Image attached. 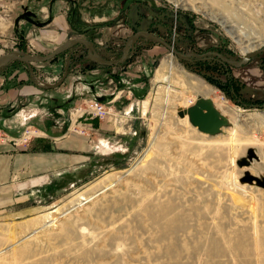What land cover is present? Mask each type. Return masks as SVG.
<instances>
[{"label":"rangeland","instance_id":"1","mask_svg":"<svg viewBox=\"0 0 264 264\" xmlns=\"http://www.w3.org/2000/svg\"><path fill=\"white\" fill-rule=\"evenodd\" d=\"M59 13L65 31L54 40L43 37L38 31L49 29ZM137 31L189 56L173 55L188 77L171 89L166 105L154 77L170 53L143 37L130 50L127 42ZM74 38L89 42L104 60L127 53V62L108 73L76 44L53 61L0 65V75L28 78L29 72L50 85L37 88L55 90L52 98L62 109L48 108L40 121L48 124L26 123L10 137L27 131L29 142L51 127L62 132L71 110L94 99L109 111L107 118L85 116L76 129L104 138L106 146L84 180L52 194L30 215L0 214V264H264V188L254 181L264 185V105L242 108L218 89L230 83L236 90L233 74H243L249 63L264 69V53L238 72L208 54L236 62L252 51V40L263 48L264 0H0V60L8 53L46 55ZM203 54L209 55L203 61L192 56ZM199 97L228 120L216 135L177 115ZM5 116L13 118V109ZM79 195L94 197L76 205ZM54 208V217L63 213L55 224L33 233Z\"/></svg>","mask_w":264,"mask_h":264},{"label":"crops","instance_id":"2","mask_svg":"<svg viewBox=\"0 0 264 264\" xmlns=\"http://www.w3.org/2000/svg\"><path fill=\"white\" fill-rule=\"evenodd\" d=\"M65 26L64 16L59 13L51 18L49 29L38 32L54 40L63 34ZM116 67H106V72L112 73ZM260 68L249 63L243 74H233L234 79L231 80L239 84L235 90L237 96L253 106L264 101V69ZM27 80L24 74L0 75V130L7 139H15L10 135L15 136L18 126L26 123L43 127V124H48L46 121L40 124L44 119L42 113L48 108L62 112L56 105V99L52 98L55 90L34 87ZM128 108L132 111V104ZM12 109L15 116L7 118L5 114ZM67 120L65 124L68 126L64 131H55L61 127H51L53 131L50 130L49 134L46 130L38 131L41 136L31 139L26 145L14 147L9 142L0 143V214H8L12 218L30 215L39 207L37 205L51 199L52 194L72 186L75 180L82 181L88 173L95 158L105 148V139L93 140L89 134L74 133L69 118ZM15 121L17 125L13 124Z\"/></svg>","mask_w":264,"mask_h":264},{"label":"water","instance_id":"3","mask_svg":"<svg viewBox=\"0 0 264 264\" xmlns=\"http://www.w3.org/2000/svg\"><path fill=\"white\" fill-rule=\"evenodd\" d=\"M140 37L146 38L147 40L162 46L164 49H166L169 53L173 54L178 59L187 60L189 58L188 55L179 54L176 50L173 49L172 45L166 43L161 38L154 36L146 31H137L131 35V37L127 42L128 48H130V50L132 49L133 44ZM76 44H80L85 48L86 56L88 60L93 61L94 63H97L105 67L117 66L122 62H124V60L127 58V53H123V55H121V57L115 61L100 59L97 56L93 57L90 43L81 38L67 39L66 41L61 43L54 50H52L50 53L46 55L37 54L35 56L23 57L13 53H8L3 57L9 59L8 62L18 61L23 64L43 63L46 61H50L52 58L66 51L70 46ZM129 53H132V51H129ZM261 53H264V47L260 49H256L254 51H250L249 53L242 56V58L236 62L226 60L220 54H216V53H208V54H213L212 56H215L222 63L236 68L238 66L246 64L249 61V59ZM208 54L192 55V56H194L197 59H201V58H206V56H209ZM177 115L179 118H183L184 116H186L189 124L192 127L196 128L197 131H199L200 133L211 136L218 134L221 128H224L229 124L228 120L224 116L219 114V112L214 108L212 101L208 98H202V97L197 98L191 106L187 107L186 109L178 111ZM248 157L254 158L255 155L252 151H248ZM245 161L246 160H242V163H245ZM254 181L256 186L264 188V185L261 184L259 180L254 179ZM248 183H250V178Z\"/></svg>","mask_w":264,"mask_h":264},{"label":"bare ground","instance_id":"4","mask_svg":"<svg viewBox=\"0 0 264 264\" xmlns=\"http://www.w3.org/2000/svg\"><path fill=\"white\" fill-rule=\"evenodd\" d=\"M219 22L222 25V27L227 30V32L229 34H231L232 36L234 34L236 35V33H234L235 30L232 31L235 27L234 26H233L234 28L231 27V25H229V23L225 19H223L222 17H220L219 18ZM257 41H258L257 39L251 41V44H254V45L249 50L254 51L256 48H258L260 46V44L257 43ZM13 54L19 55L17 53H13ZM25 57H26V55H25ZM8 61H9V59H7V58L4 57V58H2V60H0V65H5V64H7ZM174 73H175V75L172 78V75ZM187 77H188V75L184 71L181 70L180 66L177 65L176 60L173 57V54L170 53V55L168 57L164 58V60L161 62L160 67L158 68V70H157V72L155 74V77H154L155 78L154 79L155 89H158L159 92H161L160 90H162L161 93L163 94V99H162L163 100V104L166 105L169 102L170 95L173 92V91L171 92V89H180V87L182 86V83L185 81V79ZM179 83H181V84H179ZM158 85H161L162 87L161 86H158ZM158 90H157V93H158ZM169 93H170V95H169ZM153 95H156V92L155 93L153 92ZM147 103L148 102H146L145 104H147ZM145 107H146V105H145ZM78 197H79L78 200H77L78 203L76 205H80L81 204L80 202H85L86 203L89 200H91L94 196H91V198H89V197H84L82 195H79ZM54 210H55V208H54ZM57 212H58V210H55V211L52 210V211H50L47 214V218H45L44 223L42 225L38 226L34 230L33 233L37 232L40 229L43 230L44 227H47V226H50L51 227V226H53L55 224V222L63 214V213H61L57 217H54L53 215L56 214ZM28 237H29V235L26 236L24 239H26ZM15 244H17V242ZM1 254H3L2 251L0 252V255Z\"/></svg>","mask_w":264,"mask_h":264},{"label":"built area","instance_id":"5","mask_svg":"<svg viewBox=\"0 0 264 264\" xmlns=\"http://www.w3.org/2000/svg\"><path fill=\"white\" fill-rule=\"evenodd\" d=\"M92 56L93 57L96 56L93 53V50H92ZM225 59L227 60V57ZM28 78L30 79V81L32 82V84H33L34 87L41 86L42 88H50V85L46 84L44 81H41L38 77L33 76L29 72H28ZM222 93H223L222 95H225L224 92H222ZM221 98H222V96H221ZM187 104L191 106L193 104V101H189ZM84 105L86 107L79 106L77 108H73L71 110L72 113L70 112V117H69L70 125L73 126L72 131L74 133H77V134L82 135V136L88 135V131H87L88 129H83V128L76 129L77 126L75 125V123L78 120L82 119L85 116H90L91 118H97L99 120H103V119H106L107 116H108V114H109V111L102 104H100L99 102H97L94 99L88 100ZM26 134H28L27 131L25 133H23L19 139H7L2 134V132L0 130V143L9 142L14 147H18L20 145H26L27 142H28V140L26 139V136H25Z\"/></svg>","mask_w":264,"mask_h":264},{"label":"trees","instance_id":"6","mask_svg":"<svg viewBox=\"0 0 264 264\" xmlns=\"http://www.w3.org/2000/svg\"><path fill=\"white\" fill-rule=\"evenodd\" d=\"M20 50L21 51H23L24 50V48H23V46L21 45V48H20ZM58 56V55H57ZM56 56V57H57ZM56 57H54V58H52L50 61H53ZM196 61H203V60H206L207 58H201V59H197V58H194ZM215 60L221 65V66H223V68H228V67H232V66H230V65H227V64H224V63H222L219 59H217L216 57H215ZM13 62H17V63H20V62H18V61H13ZM12 62V63H13ZM120 65V64H119ZM118 66V65H117ZM232 68H234V67H232ZM226 71V70H225ZM226 79H228V74H227V76H226ZM232 88V87H231ZM231 88H229V86H220L218 89H220L222 92H224V94L228 97V98H230L231 100H233L232 98H235L236 99V101H235V103L236 104H238L240 107H242V108H249V107H253V105H250L249 103H247V102H245V101H243L242 99H240L238 96H237V94H236V91L234 90V89H232L231 90ZM235 94V95H234ZM264 105V101L263 102H261V103H258V104H256V105H254V106H256L257 108H262V106Z\"/></svg>","mask_w":264,"mask_h":264}]
</instances>
